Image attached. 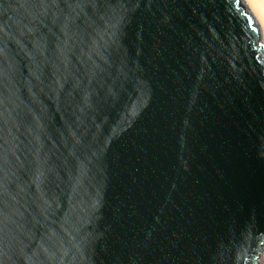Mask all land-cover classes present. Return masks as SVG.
<instances>
[{
  "label": "water",
  "instance_id": "95a60500",
  "mask_svg": "<svg viewBox=\"0 0 264 264\" xmlns=\"http://www.w3.org/2000/svg\"><path fill=\"white\" fill-rule=\"evenodd\" d=\"M258 32L240 0H0V264H257Z\"/></svg>",
  "mask_w": 264,
  "mask_h": 264
},
{
  "label": "bare ground",
  "instance_id": "6f19581e",
  "mask_svg": "<svg viewBox=\"0 0 264 264\" xmlns=\"http://www.w3.org/2000/svg\"><path fill=\"white\" fill-rule=\"evenodd\" d=\"M240 2L252 15L259 29L258 43L264 48V0H240ZM257 264H264V245L257 257Z\"/></svg>",
  "mask_w": 264,
  "mask_h": 264
}]
</instances>
